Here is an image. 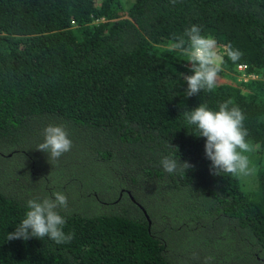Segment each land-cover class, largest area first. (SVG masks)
<instances>
[{
	"label": "trees",
	"instance_id": "trees-1",
	"mask_svg": "<svg viewBox=\"0 0 264 264\" xmlns=\"http://www.w3.org/2000/svg\"><path fill=\"white\" fill-rule=\"evenodd\" d=\"M193 24L242 52L218 74L254 76L186 96L191 62L169 47ZM228 100L252 184L214 175L183 116ZM49 124L72 141L51 162L36 149ZM164 156L194 167L168 173ZM57 191L70 242L7 240ZM0 264H264V0H0Z\"/></svg>",
	"mask_w": 264,
	"mask_h": 264
},
{
	"label": "clouds",
	"instance_id": "clouds-1",
	"mask_svg": "<svg viewBox=\"0 0 264 264\" xmlns=\"http://www.w3.org/2000/svg\"><path fill=\"white\" fill-rule=\"evenodd\" d=\"M170 2L175 4L176 0ZM173 41L169 51H178L191 62L193 74L181 73L187 82L188 97L202 90L211 92L216 87L224 55L233 62L242 56V52L234 49L231 44L225 46L221 53L215 38L202 35L201 28L196 24L185 29L182 36H174ZM232 104L231 100L220 103L217 111L200 103L198 107L183 112L186 123L198 129L196 135L206 138L205 155L212 162L211 171L214 175H247L250 172L249 157L246 153L253 151V148L246 140L248 133L243 125L245 117L238 106L230 107ZM43 136V142L36 149L47 153L49 161L58 160L72 148V141L63 125L49 124L43 130ZM160 163L168 173L176 172L178 169L186 172L187 169L194 167L188 161L180 160L178 163L170 156H164ZM67 207V197L59 191L55 192L53 197L29 199L25 218L15 231L9 232L7 240L48 237L57 244L70 242L74 233L64 232L66 220L60 212Z\"/></svg>",
	"mask_w": 264,
	"mask_h": 264
},
{
	"label": "rangeland",
	"instance_id": "rangeland-1",
	"mask_svg": "<svg viewBox=\"0 0 264 264\" xmlns=\"http://www.w3.org/2000/svg\"><path fill=\"white\" fill-rule=\"evenodd\" d=\"M228 73H229V75L218 74L217 82L218 83H220V82L221 83H223V82H230V83L235 84L237 86H241L243 84L239 83L240 80H247L250 76H252V75L246 74L244 68H239L238 65L235 66V69L234 70L228 71ZM37 147H38V145L36 146V148ZM15 156H18V157H15V161H17L16 159H20L21 158L20 157L21 155L15 154ZM37 156L39 158L45 157L46 156V153L43 152V151H41L40 153L39 152L37 153ZM10 158H12V156H10ZM51 161H53V160H50V162ZM50 168H51V173L52 174H55V176L63 177L65 174L69 173L67 170H64L63 171L59 164L56 165L53 162L50 163ZM249 169H250L249 174H247V175L242 174L244 177H247L246 180H242V181H248V182H250L251 178L249 176L251 174V168H249ZM20 176H19V180H21L20 179ZM240 177L241 178H244L242 176H240ZM22 180H23V178H22ZM37 180H39V179H37ZM20 182L23 183L22 181H20Z\"/></svg>",
	"mask_w": 264,
	"mask_h": 264
},
{
	"label": "built area",
	"instance_id": "built-area-1",
	"mask_svg": "<svg viewBox=\"0 0 264 264\" xmlns=\"http://www.w3.org/2000/svg\"><path fill=\"white\" fill-rule=\"evenodd\" d=\"M238 67L239 68H244L245 69V65H243V64H238ZM246 73V72H245ZM247 74V73H246ZM252 76H254V75H252Z\"/></svg>",
	"mask_w": 264,
	"mask_h": 264
}]
</instances>
